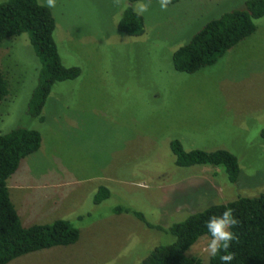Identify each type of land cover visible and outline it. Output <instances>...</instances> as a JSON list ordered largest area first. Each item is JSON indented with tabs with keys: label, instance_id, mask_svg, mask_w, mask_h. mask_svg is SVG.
I'll use <instances>...</instances> for the list:
<instances>
[{
	"label": "rangeland",
	"instance_id": "1",
	"mask_svg": "<svg viewBox=\"0 0 264 264\" xmlns=\"http://www.w3.org/2000/svg\"><path fill=\"white\" fill-rule=\"evenodd\" d=\"M245 1L178 0L162 10L150 0L143 33L127 36L116 29L127 0H56L55 8L47 7L56 50L62 65L80 73L51 86L41 119L27 112L39 68L27 34L0 42L7 80L0 134L25 128L40 136L37 150L5 181L9 199L22 226L61 218L78 231L73 244L6 264H137L153 247L173 241L171 224L211 204L264 192V16L213 64L193 73L171 64L173 50L194 32ZM172 139L185 150L234 154L235 182L216 167L175 166ZM100 186L109 195L93 203ZM117 206L162 229L113 212ZM210 239L199 237L185 255L206 263Z\"/></svg>",
	"mask_w": 264,
	"mask_h": 264
},
{
	"label": "trees",
	"instance_id": "2",
	"mask_svg": "<svg viewBox=\"0 0 264 264\" xmlns=\"http://www.w3.org/2000/svg\"><path fill=\"white\" fill-rule=\"evenodd\" d=\"M138 0H127L116 23V29L127 36L143 33L142 16L131 6ZM178 0H171L174 3ZM170 3V4H171ZM264 16V0H246L241 8L227 11L207 21L190 38L171 53L172 68L177 72L193 73L213 64L226 50L250 35L254 20ZM54 20L49 9L36 0H4L0 2V42L9 37L26 33L39 68L36 84L32 89L27 112L41 119L40 111L56 82L73 80L80 70L77 66L62 65L52 36ZM7 94V80L0 71V99ZM259 136L264 138V128ZM39 133L34 129L14 128L0 134V264L39 249L73 244L78 231L67 220L54 219L49 223L22 226L8 197L5 181L17 168L19 161L37 150ZM173 163L177 167L207 165L219 168L228 183H234L239 172L234 154L225 149L206 151L185 150L177 139L168 143ZM109 195L105 187H98L93 203H99ZM226 208L239 220L230 228L236 239L228 252L234 254L230 264H264V192L255 196L237 197L226 203L211 204L199 212L188 215L182 221L171 224L167 231L173 241L153 247L137 264H222L220 255L209 256L206 263L185 255V251L201 236L211 238L206 222L212 215L219 216ZM115 213L133 215L148 228H162L146 222L141 213L119 206Z\"/></svg>",
	"mask_w": 264,
	"mask_h": 264
},
{
	"label": "clouds",
	"instance_id": "3",
	"mask_svg": "<svg viewBox=\"0 0 264 264\" xmlns=\"http://www.w3.org/2000/svg\"><path fill=\"white\" fill-rule=\"evenodd\" d=\"M158 2L162 10H167L171 0H158ZM115 3L119 5L121 0H115ZM42 6L55 8L56 0H44V4ZM128 6H131L137 15L142 16L149 10L150 0L147 3L142 2V0H138L135 5ZM232 212V209L226 208L222 214L219 216L212 215L206 222V227L211 236V239L206 245V251L209 256L215 257L221 252V250H223L224 254L219 257L222 264H230V262L234 259V254L228 252L231 242L236 239L235 234L230 231V228L236 226L239 223V220L233 216Z\"/></svg>",
	"mask_w": 264,
	"mask_h": 264
},
{
	"label": "crops",
	"instance_id": "4",
	"mask_svg": "<svg viewBox=\"0 0 264 264\" xmlns=\"http://www.w3.org/2000/svg\"><path fill=\"white\" fill-rule=\"evenodd\" d=\"M8 197H9V196H8ZM43 199L47 200L48 198L45 197V196H43ZM50 200H51V199H49V200H47V201H50ZM10 201H11V200H10ZM47 201H46V202H47ZM11 203H12V202H11ZM52 203H55V201H54V202L52 201ZM12 205H13V203H12ZM48 205H49V204H48ZM53 206H54V205H52V207H53ZM13 207H14V205H13ZM14 209H15L17 215H18L17 209H16L15 207H14ZM50 209H51V207H50ZM49 211H50V210H49ZM41 213H42V214H44V213H47V214H48V213H49V212H48V208L46 207V209H43ZM48 216H49V215H48ZM18 218H19V215H18ZM54 219H58V218H54ZM54 219H52V220H54ZM60 219H61V218H60ZM52 220H51V221H52ZM51 221H49V222H51ZM49 222H46V223H49Z\"/></svg>",
	"mask_w": 264,
	"mask_h": 264
}]
</instances>
